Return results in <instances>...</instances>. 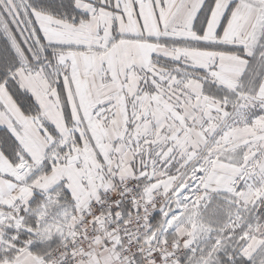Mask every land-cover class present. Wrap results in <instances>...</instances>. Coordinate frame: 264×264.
I'll return each instance as SVG.
<instances>
[{
    "label": "snow or ice",
    "instance_id": "obj_1",
    "mask_svg": "<svg viewBox=\"0 0 264 264\" xmlns=\"http://www.w3.org/2000/svg\"><path fill=\"white\" fill-rule=\"evenodd\" d=\"M0 264H264V0H0Z\"/></svg>",
    "mask_w": 264,
    "mask_h": 264
}]
</instances>
